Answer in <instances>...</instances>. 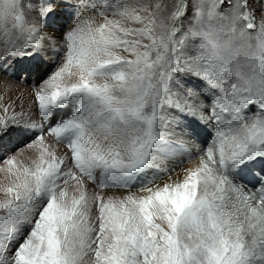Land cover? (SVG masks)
<instances>
[{
  "label": "snow or ice",
  "instance_id": "1",
  "mask_svg": "<svg viewBox=\"0 0 264 264\" xmlns=\"http://www.w3.org/2000/svg\"><path fill=\"white\" fill-rule=\"evenodd\" d=\"M49 51L0 104V264H264V0H0V75Z\"/></svg>",
  "mask_w": 264,
  "mask_h": 264
},
{
  "label": "rangeland",
  "instance_id": "2",
  "mask_svg": "<svg viewBox=\"0 0 264 264\" xmlns=\"http://www.w3.org/2000/svg\"><path fill=\"white\" fill-rule=\"evenodd\" d=\"M258 0H253L254 4H257ZM57 38H59L60 33L57 32L55 33ZM58 53L57 52H53V51H49L47 58H51V60H48V64L44 62V64L36 69V73L33 75L32 73L28 74L25 73L23 76H21V79L19 80H12L8 77H4L3 75H0L1 81H0V96L3 97V101L1 100L0 104H10L12 105L16 111H25V112H30L32 111L33 115H35V106H34V95L30 98L31 100V105H29L30 110H28V103L27 102V98H19V94H18V90L15 89V86H18L20 88H30V87H34L37 86L40 79L42 77L45 76L46 72L50 71V70H54L56 63L58 61ZM16 75H20V72L17 71ZM33 76V77H30ZM9 81H7V80ZM25 79V80H24ZM24 80V81H23ZM33 80V81H32ZM32 81V82H30ZM9 83V85H8ZM11 83H14L15 86L12 87L10 86ZM34 83V84H32ZM36 83V84H35ZM3 84V85H1ZM10 90H9V89ZM5 89V90H4ZM7 89V90H6ZM4 92H3V91ZM12 90V92H11ZM14 92V93H13ZM16 98V99H15ZM21 99V100H20ZM14 104V105H13ZM27 105V106H26ZM26 109V110H25ZM195 119V120H194ZM198 121L195 117H188L186 118L184 121L181 122V128L185 129L186 132H188V136H183V138H187V139H191L193 142H195L196 144H198L200 147H203L201 141L205 138L204 134L200 131V128L203 127V125H200L199 127H197L198 125ZM190 130H195L196 135L193 136ZM192 136V138H191ZM11 147V146H9ZM195 153V152H193ZM2 154H6V150L4 149H0V155ZM30 154V150H25L24 154H22L19 159L23 160L25 163H27V156ZM189 158V161L191 162V160H196L195 157L198 156V153H196V155L192 154L189 155V153H187L186 155ZM185 156V157H186ZM183 157H175L170 163H168L167 168L169 171H171V179L172 181H179L183 179L184 176V169H185V164L187 161L186 158ZM185 159V160H184ZM188 161V162H189ZM5 173L4 172H0V187H2L4 184L8 183L9 181L5 178ZM72 186L71 184L69 185V192L71 193L73 189H71ZM134 190V189H133ZM93 191V187L91 185H89V192L91 193ZM95 191H100L98 189H96ZM106 192V194L108 196H115L117 198L127 195L129 194L126 190L124 189H106L104 190ZM3 198V193H0V199Z\"/></svg>",
  "mask_w": 264,
  "mask_h": 264
},
{
  "label": "bare ground",
  "instance_id": "3",
  "mask_svg": "<svg viewBox=\"0 0 264 264\" xmlns=\"http://www.w3.org/2000/svg\"><path fill=\"white\" fill-rule=\"evenodd\" d=\"M56 35V34H55ZM48 60H51V58H47V56H45V59H44V62L45 63H47L48 64ZM17 73V72H16ZM15 73V74H16ZM31 73L34 75L35 73H36V69L34 68L32 71H31ZM30 73V74H31ZM29 74V73H28ZM30 77H33V76H30ZM7 80V79H6ZM25 80V79H24ZM23 80V81H24ZM0 81H1V78H0ZM7 81H9V80H7ZM33 81V80H32ZM32 81H30V82H32ZM32 84H34V83H32ZM36 84V83H35ZM1 85H3V84H1ZM8 85H9V83H8ZM10 86H12V87H14L15 86V84L14 83H11L10 84ZM33 88L34 87H30V88H20V87H18V86H15V89L16 90H18V96H19V98H27V102H29L28 103V110H30V108H29V105H31V100H30V98L33 96ZM9 89V88H8ZM5 90V89H4ZM7 90V89H6ZM10 90V89H9ZM3 91V90H2ZM4 92V91H3ZM11 92H12V90H11ZM14 93V92H13ZM16 99V98H15ZM32 99V98H31ZM21 100V99H20ZM1 101V100H0ZM3 101V100H2ZM1 103V102H0ZM34 103V102H33ZM2 104H3V102H2ZM14 105V104H13ZM27 106V105H26ZM26 110V109H25ZM19 112V111H18ZM29 114L30 115H33V113H32V111H31V113L29 112ZM34 116V115H33ZM195 120V119H194ZM183 129V128H182ZM178 134H182L183 136H188L189 134H188V132H186V130L185 129H183V133H179L178 132ZM191 138H192V136H191ZM185 139V141H186V144L188 145V149H189V152L190 153H192V154H194V155H196V153H198V150L199 149H201L202 147H200L198 144H196L195 142H193L191 139H187V138H184ZM54 147H57V148H59V146H57V145H54ZM189 152H185V154H183V155H176L175 157L177 158V157H183V158H186L187 160H185V161H187L186 162V164H185V169H188V168H193V167H195V166H197V164H198V159H196V160H191V162L189 161V158L186 156L187 155V153H189ZM193 152H195V153H193ZM28 155V154H27ZM186 156V157H185ZM182 158V159H183ZM189 161V162H188ZM169 171V170H168ZM169 173H171V171H169ZM172 177V176H171ZM168 179V176L167 175H165V180H167ZM172 180V179H171ZM164 181H161V183H163ZM72 189V188H71ZM72 191V190H71Z\"/></svg>",
  "mask_w": 264,
  "mask_h": 264
}]
</instances>
